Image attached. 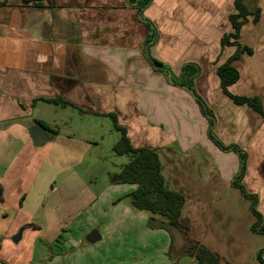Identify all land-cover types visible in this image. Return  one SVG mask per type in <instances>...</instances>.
Returning a JSON list of instances; mask_svg holds the SVG:
<instances>
[{
  "label": "crops",
  "instance_id": "obj_1",
  "mask_svg": "<svg viewBox=\"0 0 264 264\" xmlns=\"http://www.w3.org/2000/svg\"><path fill=\"white\" fill-rule=\"evenodd\" d=\"M235 1L147 0L139 10L138 0H0V215L13 214V228L32 233L29 250L19 259L41 252L39 258L50 264L44 248L51 250L65 230L56 215L79 214L93 203L95 195L73 169L58 182V173L44 176L45 164L64 163L63 170L81 160L78 146L88 137L63 130H71L75 120L80 128L92 125L96 139L95 131L109 130L107 114L113 113L133 148L156 151L166 189L183 196L180 220L188 225V238L218 256V264H258L264 235L251 231L250 200L232 182L240 152L247 163L242 183L257 196L264 218V117L225 94L217 74L236 52L235 46L221 44L232 32ZM244 4L260 15L239 32L238 43L252 54L232 63L239 77L227 90L261 98L264 110V0ZM189 65L196 72L192 90L205 114L192 90L181 85ZM35 124L48 136L42 146L33 145L28 135ZM211 131L238 152L220 151L209 139ZM226 157L234 159L230 166L222 161L227 163ZM187 160L195 163V172L187 173ZM129 190L126 197L135 188ZM200 206L210 211L204 221L192 214ZM123 208L133 213L129 205ZM142 218L147 222V215ZM145 226L150 238L164 234ZM99 235L98 241L106 240ZM164 236L157 244L163 255L170 246ZM5 257L0 248V264L18 263ZM189 259L187 264H196ZM177 260L162 258L160 264Z\"/></svg>",
  "mask_w": 264,
  "mask_h": 264
},
{
  "label": "rangeland",
  "instance_id": "obj_2",
  "mask_svg": "<svg viewBox=\"0 0 264 264\" xmlns=\"http://www.w3.org/2000/svg\"><path fill=\"white\" fill-rule=\"evenodd\" d=\"M201 116L203 117V114ZM75 122L74 120V123L69 124L72 127L71 130L67 127L63 131L72 132L71 134L74 137L80 139L82 136L88 137L87 143H84L81 139V143L78 146L81 160L79 163L69 164V167L65 164L63 170L61 167L64 163H60L59 168L45 164L44 176L49 175V178H51L54 176L53 173H58L55 177V181L58 182L60 178L73 169L79 174L86 189L93 193L95 197L92 200L91 207L88 206V208L79 214L75 212L76 214L72 215L70 211L62 210L60 214L56 215V218L62 224H65V230L64 232L62 230L58 238H56L57 241L53 243V247L50 248L51 250L44 248V254L52 256L50 264H160L162 258H166L169 261L173 259L177 260L178 256L176 255H179L180 252L179 243L172 246L169 242L170 246L164 252V255L157 251V244L165 239L164 234L170 240L169 233L166 230L159 229L162 231L161 234H164L160 235V237L158 236V238H150V234L145 235V232H147L145 231L147 230L145 229L146 220L142 216L151 215L148 212L134 210L131 205V197H126L130 193L129 189H136V186L128 184L114 185L120 167L128 163L131 156L129 154L116 155L112 151V147L119 140L120 134L113 129L111 121L108 120V124L110 125L109 130L100 128L95 131L96 139L92 125L80 128ZM210 136L209 139L213 144L217 145L214 142L215 132L211 131ZM93 141L97 143H93ZM218 148L222 151L220 147ZM230 152L232 154L236 153ZM77 154L70 155V157L77 156ZM232 160H234L233 157H226L227 163L225 162V158L222 161L225 166H230ZM187 164L189 165L187 173L197 170L195 169L194 162L187 160ZM116 197H120L123 204L119 206L118 203L120 202H118L119 200ZM83 199L84 197L81 195V202ZM124 204L129 205L134 215H138L133 217V213L129 211L125 214L123 211ZM205 207L200 206V209L197 208L194 212L192 211V214L198 215L200 221L207 219L205 216H209L210 214V211L203 209ZM153 216L159 218L155 215ZM13 217L14 215L9 213L6 216L0 215V248L3 249V253L6 255L4 260L9 258V261L13 263L18 259L17 264H47V261L39 258V255L41 257V252L35 254L33 257H29V253H27L22 259H19L18 256L21 252L29 250L31 240L28 234L32 233L30 231L22 232L20 240L15 242L13 238L21 230V227L13 228L15 225ZM92 231H97L98 234L99 232L103 233L106 235V240L89 243L87 236ZM176 242L177 238L174 243ZM38 250L39 248L37 247L36 252ZM51 251L56 253V258L51 254ZM48 258L50 260V257ZM189 260V257L183 256L175 264H187Z\"/></svg>",
  "mask_w": 264,
  "mask_h": 264
},
{
  "label": "trees",
  "instance_id": "obj_3",
  "mask_svg": "<svg viewBox=\"0 0 264 264\" xmlns=\"http://www.w3.org/2000/svg\"><path fill=\"white\" fill-rule=\"evenodd\" d=\"M24 1L27 2L32 0ZM146 3L147 0H138L135 5L140 10ZM235 8L237 13L229 16L232 32L222 37L221 44L226 46H235L236 52L217 68V74L220 78L221 87L225 94L232 98L235 103L246 104L253 111L264 117L261 98L243 96L236 97L230 95L227 90V88L234 84L239 77V73L232 63L236 60H239L243 54H252L251 48L238 43L237 40L239 38V32L242 26L248 22V19L251 18V21L256 23L260 15L258 8L249 10L247 5L244 4V0H236ZM151 38H153V31L152 34L148 36V42ZM150 62H152V60H150ZM152 63L153 65L155 64V62ZM182 74L181 80H183V84L181 85L191 91L193 89L192 80L194 75H196V72L189 65L184 67ZM170 81L172 80L170 79ZM192 93L198 102L200 109L205 114V106L202 100L198 98L193 90ZM48 101L54 103L61 102L57 100ZM107 116L112 122L113 129L120 134L119 140L112 147V151L116 155L129 154L131 156L128 163L120 167L119 173L114 183L132 184L136 186V189L130 195L133 209L150 213L151 216H148L146 222L147 227L150 229L166 230L170 236V245L173 246L174 244L179 243V253H183L184 255L194 258L196 264H218V256L210 253L205 247L201 246L197 242L191 241L188 238V225L180 220L181 209L184 205V198L181 194L166 189L156 151L148 148H133L130 145L125 128L118 124L116 115L110 113L107 114ZM52 133L55 134L56 132L52 131ZM214 142L223 151L234 150L235 152H238L236 146L225 147L216 137ZM239 158L240 161L238 171L234 176L232 185L240 191L244 198L250 200V210L254 216V223L250 228L251 231L264 235V218L257 210V196L248 193L242 183L247 169L246 156L239 152ZM153 215L159 218H155ZM176 238L177 242L174 243ZM262 252H264V248L259 250L256 255L258 264H264Z\"/></svg>",
  "mask_w": 264,
  "mask_h": 264
},
{
  "label": "water",
  "instance_id": "obj_4",
  "mask_svg": "<svg viewBox=\"0 0 264 264\" xmlns=\"http://www.w3.org/2000/svg\"><path fill=\"white\" fill-rule=\"evenodd\" d=\"M28 135L31 139L33 145L35 146H42L48 141V136L46 135L45 130L42 128L40 124H35L31 126L28 129ZM21 230L18 232V234L13 238V240L16 242L20 239ZM100 239V235L97 231H92L87 236V241L89 243H95Z\"/></svg>",
  "mask_w": 264,
  "mask_h": 264
}]
</instances>
